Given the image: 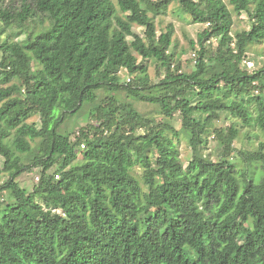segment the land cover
<instances>
[{
    "label": "trees",
    "instance_id": "1",
    "mask_svg": "<svg viewBox=\"0 0 264 264\" xmlns=\"http://www.w3.org/2000/svg\"><path fill=\"white\" fill-rule=\"evenodd\" d=\"M173 3L203 25L187 61L174 24L155 23ZM229 4L0 0V190L13 199L0 264H264V143L234 147L241 128L264 133V64H243L264 43V0ZM234 15L247 28L232 32ZM80 113L71 139L60 127ZM210 136L215 158L200 151ZM35 167L26 191L17 179Z\"/></svg>",
    "mask_w": 264,
    "mask_h": 264
},
{
    "label": "rangeland",
    "instance_id": "2",
    "mask_svg": "<svg viewBox=\"0 0 264 264\" xmlns=\"http://www.w3.org/2000/svg\"><path fill=\"white\" fill-rule=\"evenodd\" d=\"M17 1V0H15ZM228 7L232 10V6L229 4V0H223ZM177 3H173L170 5V10L166 15H160L155 18V23L157 27L165 26L167 23H173L175 26V39H177V51L181 54V61H187L189 57H191L190 52V46H189V40H195L197 33L203 28V25L198 23H193L189 18L185 17L183 14L177 11V13H172L171 10L176 7ZM248 22L245 15H242L240 17H236L234 15L233 17V27L232 32L242 30L244 28H247ZM1 29V24H0ZM134 31L141 34L142 28L139 26H134ZM12 32L11 29H8L5 33L0 34V39L5 37L8 32ZM22 39V37H20ZM172 50V47L170 48ZM248 56L249 58H246L245 61H251L253 65L248 70H253L256 66V63H259L261 66L264 64V43L252 45L248 50ZM243 64L246 66V63ZM191 65V64H190ZM193 66V64H192ZM191 66V67H192ZM247 68V67H246ZM253 68V69H252ZM149 72L153 75L154 74V68L153 66L149 67ZM123 79H127V76H125L124 73H122ZM136 107L142 111L143 113L153 114L157 119H162V115L155 114L156 107L150 104H146L143 102L136 101L135 102ZM55 112H58L57 110ZM84 114L80 113L73 117H68L66 121L62 124L60 127V130L62 132H68L71 134V139H74L78 135V130L80 123L84 122ZM37 117H32L28 121H35ZM232 121L230 119H222L220 121H217V125H221L223 127L230 125ZM172 124L179 129L181 127V121L179 114L174 115V119L172 121ZM249 135V136H248ZM260 142L264 143V133L261 132L257 127L252 128H241L240 129V135L239 137L234 141V147L236 149H242V150H253L256 149ZM83 146H81L82 148ZM179 151L181 159L186 163L188 159L191 156V149L188 145V141L185 138L184 135H181L180 142L178 143ZM204 156H207L209 158H215L219 154V147L217 146L216 139H214L213 136L209 137V142L207 146L202 148L200 150ZM37 152V145L34 143L32 146V149L29 153L25 155V162H29L34 155ZM236 159L240 160L239 155L235 153ZM135 171H137L138 175L140 176V168L136 167ZM40 176V168L35 167L32 168L24 173H22L18 177V181L21 187H23L26 191H31L33 186L36 185L37 180L36 177ZM8 178L7 174H3L0 178V185H2ZM13 199L10 197V192L8 190H0V217L3 213V207L5 203H12Z\"/></svg>",
    "mask_w": 264,
    "mask_h": 264
},
{
    "label": "built area",
    "instance_id": "3",
    "mask_svg": "<svg viewBox=\"0 0 264 264\" xmlns=\"http://www.w3.org/2000/svg\"><path fill=\"white\" fill-rule=\"evenodd\" d=\"M244 63H246V67H247L248 69H250L251 66L253 65V63H252L251 61H245V60H244ZM252 69H253V68H252ZM81 146H83V144H82ZM38 178H39V177H36V180H37V181H38Z\"/></svg>",
    "mask_w": 264,
    "mask_h": 264
}]
</instances>
